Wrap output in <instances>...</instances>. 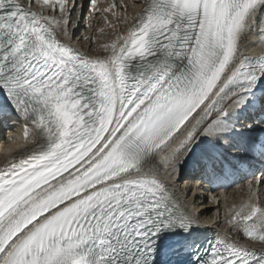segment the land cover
I'll use <instances>...</instances> for the list:
<instances>
[{
	"label": "snow or ice",
	"instance_id": "1",
	"mask_svg": "<svg viewBox=\"0 0 264 264\" xmlns=\"http://www.w3.org/2000/svg\"><path fill=\"white\" fill-rule=\"evenodd\" d=\"M39 3L0 0V122L24 121L0 167V264H264V207L228 219L260 248L202 240L166 179L202 145L210 181L218 148L264 162V52L245 55L264 0H142L104 56L70 42L80 0Z\"/></svg>",
	"mask_w": 264,
	"mask_h": 264
},
{
	"label": "bare ground",
	"instance_id": "2",
	"mask_svg": "<svg viewBox=\"0 0 264 264\" xmlns=\"http://www.w3.org/2000/svg\"><path fill=\"white\" fill-rule=\"evenodd\" d=\"M42 2L43 0H41V3L37 4L38 10L48 11L50 15L53 14L47 7H42ZM113 4H116V7L112 9V13H115V15L105 11V9L110 8ZM121 4L127 5V8H121ZM142 7V0H101L96 3V10L89 11L91 5L87 2L83 12L87 11L88 15L90 14V18L89 20L88 18L85 19V21L74 30L70 29L72 32L70 42L75 47L81 48L90 55L104 56L106 53L103 51L102 45L104 43V30L108 32L106 27L110 26L108 28L109 31L115 32L113 33V41H116L117 37L127 33L128 28L131 27L133 22L132 17L139 13ZM125 16L128 18L127 27L122 22ZM105 17H107V20H105ZM72 19L75 20L76 18L73 16ZM89 24L91 27L86 26ZM82 27H84V29L86 27L85 36L89 37L88 40L81 41L79 31ZM99 29H103V32L98 31ZM118 43H123V41L120 40ZM261 52H264V45L259 43V37L255 32L250 33L245 49V55H259ZM12 116L13 118L11 120L3 121L9 129H5L4 126L0 125V139L1 135H3V139L0 142V167H3L4 165L7 155L5 149L8 145L11 143H23L24 121L17 118L15 113H12ZM238 127H240V125H238ZM2 128H4L3 131H5L3 134ZM224 148L227 147H221L216 150L215 154L217 157H223L222 150ZM203 151L204 146L202 145L201 148H198L196 153L189 158L187 163L179 168L175 178H166L171 185L172 190L175 192L178 199L190 209V212L196 216L198 220H202L215 227L220 237H235L237 240H240L251 247L260 248L261 243L258 241H252L243 236L241 229H236L234 231L233 226L228 223V219L230 216L229 209L233 205L239 208L247 204L249 201H252L258 202L260 206L264 207V200L261 199V196L264 195V186L260 184L258 187H251L250 184L245 183L241 187H232L221 196L208 198L207 194L204 193L202 185H197L198 183H196L194 179L191 181L186 180L187 178L189 179L188 175L191 171V165L204 163L202 159ZM180 159L183 160V154Z\"/></svg>",
	"mask_w": 264,
	"mask_h": 264
},
{
	"label": "rangeland",
	"instance_id": "3",
	"mask_svg": "<svg viewBox=\"0 0 264 264\" xmlns=\"http://www.w3.org/2000/svg\"><path fill=\"white\" fill-rule=\"evenodd\" d=\"M87 12V11H86ZM88 14V13H87ZM84 16H85V14H84ZM88 18V20H89V18L90 17H87ZM87 18H85V19H87ZM85 19H84V21H85ZM83 21V22H84ZM88 22V21H87ZM112 24V23H111ZM108 26V25H107ZM110 26H108V27H106L107 28V30H108V32H106V30H104L105 32H104V34L105 35H107V36H105V35H103L104 36V43H103V45L106 43H109V44H111V42L114 40V34L113 33H115L114 31H112V32H110L109 31V28ZM85 30H86V27H85V29H84V27H82L81 28V30L79 31V36L81 37V41H84L85 39H84V37H85ZM111 33V34H110ZM84 36V37H83ZM105 37H106V39H105ZM108 37V38H107ZM109 39V40H108ZM112 39V40H111ZM107 42H106V41ZM0 125H2V126H4L5 127V129H9V128H7L6 127V125L4 124V122H0ZM3 129L4 128H2V134H3V132H5V131H3ZM3 139V135H1V139H0V142H1V140ZM261 199L262 200H264V195L263 196H261Z\"/></svg>",
	"mask_w": 264,
	"mask_h": 264
}]
</instances>
